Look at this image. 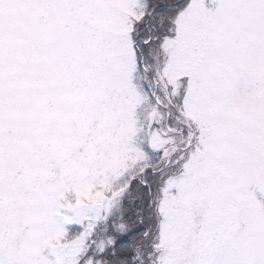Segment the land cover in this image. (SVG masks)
Here are the masks:
<instances>
[{
  "label": "snow or ice",
  "instance_id": "snow-or-ice-1",
  "mask_svg": "<svg viewBox=\"0 0 264 264\" xmlns=\"http://www.w3.org/2000/svg\"><path fill=\"white\" fill-rule=\"evenodd\" d=\"M0 264H264V0H0Z\"/></svg>",
  "mask_w": 264,
  "mask_h": 264
}]
</instances>
